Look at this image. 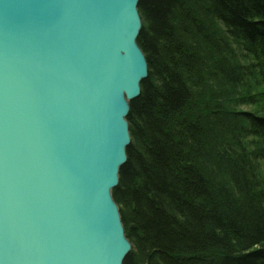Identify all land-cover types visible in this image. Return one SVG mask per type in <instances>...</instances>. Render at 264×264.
I'll use <instances>...</instances> for the list:
<instances>
[{"label": "water", "instance_id": "water-1", "mask_svg": "<svg viewBox=\"0 0 264 264\" xmlns=\"http://www.w3.org/2000/svg\"><path fill=\"white\" fill-rule=\"evenodd\" d=\"M140 0H0V264H123L113 198L148 62Z\"/></svg>", "mask_w": 264, "mask_h": 264}, {"label": "trees", "instance_id": "trees-1", "mask_svg": "<svg viewBox=\"0 0 264 264\" xmlns=\"http://www.w3.org/2000/svg\"><path fill=\"white\" fill-rule=\"evenodd\" d=\"M139 13L149 75L113 190L134 249L123 264H264V115L234 112L264 85V0H140Z\"/></svg>", "mask_w": 264, "mask_h": 264}, {"label": "rangeland", "instance_id": "rangeland-1", "mask_svg": "<svg viewBox=\"0 0 264 264\" xmlns=\"http://www.w3.org/2000/svg\"><path fill=\"white\" fill-rule=\"evenodd\" d=\"M142 25H143V21H142ZM255 82H257V85L255 86V88H253L252 90V94L253 93H256L258 95V98H259V102L256 104V105H248V104H243L242 106L238 107V106H235L234 107V112H248V113H257V114H261V115H264V85H262L263 83L259 80H255ZM261 82V83H260ZM242 95H245L244 92L241 93V97ZM207 99H209V97H207ZM198 108L196 109V112H198ZM213 113H215V110L213 109L212 110ZM205 118L207 119V125L209 126L210 125V114L207 113V114H204ZM207 132H208V128H207ZM221 139L224 138V137H220ZM219 140V137L217 138ZM221 159H217L215 161V163H218ZM212 162L208 163L207 167L208 166H211ZM209 170V168H208ZM114 198V197H113ZM116 202V201H115ZM118 205V204H117ZM119 207V205H118ZM120 209V207H119ZM132 245V244H131ZM134 251L133 247L131 249V252Z\"/></svg>", "mask_w": 264, "mask_h": 264}]
</instances>
